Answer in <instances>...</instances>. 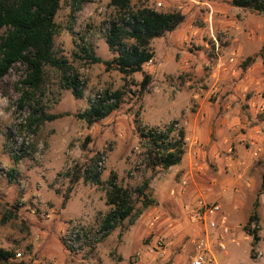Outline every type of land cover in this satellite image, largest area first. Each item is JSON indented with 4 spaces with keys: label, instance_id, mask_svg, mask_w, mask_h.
<instances>
[{
    "label": "rangeland",
    "instance_id": "374dc122",
    "mask_svg": "<svg viewBox=\"0 0 264 264\" xmlns=\"http://www.w3.org/2000/svg\"><path fill=\"white\" fill-rule=\"evenodd\" d=\"M109 1L84 0L74 12L70 0L60 4L54 51L77 71L82 85V97L75 99L63 88L61 75L46 70L42 103L47 114L61 118L45 122L35 134L24 129L29 110L16 108L23 67L15 65L0 80V249L14 254L9 264H118L119 247L130 264H177L179 257L180 264H190L194 242L204 233L192 221L194 205L202 201L219 204L227 222L232 216L226 232L215 231L223 238L214 247L216 235L209 232L207 264H249L251 238L249 244L242 228L256 202L262 243L251 261L264 264V112L258 110L264 104V14L233 8L231 0H132L133 10L180 12L185 18L174 32L151 42L154 58L143 66L151 84L141 94L142 74L124 77L112 67L73 57L81 56L80 40L102 61L116 56L104 42V25L116 18ZM233 38L242 40L247 53L235 62L223 54ZM247 58L252 61L244 68ZM228 65L226 76L217 73ZM114 92L122 94L119 107L106 119L88 127L75 117L95 96ZM200 115L205 122L198 133L199 158L185 149L190 168L146 167L135 120L143 127L161 129L177 122L183 128L184 120ZM207 147L220 156V166ZM98 161L99 182H83L85 171ZM76 171L79 181L70 185ZM111 173L132 193L131 219L98 243L68 251L62 236L69 226L93 230L111 211L106 205ZM146 180L147 196L155 204L142 209L134 192ZM236 180L240 185L233 187ZM138 210L141 214L133 218ZM158 242L165 248L163 258L154 252ZM185 244L190 246L186 253Z\"/></svg>",
    "mask_w": 264,
    "mask_h": 264
},
{
    "label": "trees",
    "instance_id": "16d2710c",
    "mask_svg": "<svg viewBox=\"0 0 264 264\" xmlns=\"http://www.w3.org/2000/svg\"><path fill=\"white\" fill-rule=\"evenodd\" d=\"M62 0H0V80L17 64L23 67V78L16 85L19 97L16 100L18 111L29 110L23 128L35 134L45 122H52L62 115L47 114L42 103L46 70L61 75L63 88L70 91L75 99L82 97V85L76 70L63 58L56 56L54 38L58 34L55 17ZM72 12L79 11L84 0H70ZM132 0H110L108 7L115 11L116 18L110 23V30L105 33L104 42L109 52L116 54L111 61H102L96 57L91 46L80 40L76 47L81 56L76 59L87 64H103L106 68H114L124 77L142 74L139 83L140 93H145L151 84V76L143 72V66L151 62L154 53L150 44L168 33L174 32L184 22L180 12H157L151 8H131ZM233 8L246 10L254 14H264V0H231ZM252 58H247L244 68ZM19 86V87H18ZM121 93H105L99 99L89 102L88 108L75 117L85 122L88 127L106 119L119 107ZM139 133L140 147L146 167L160 168L167 171L178 166L185 152V131L176 128L177 122L159 128L143 127L135 120ZM70 179V185L79 181V172ZM12 177V174H9ZM99 182V174L93 168L85 171L83 182ZM149 180L135 190L134 194L141 199L142 209H146L154 201L149 200L147 190ZM106 205L111 207L101 221L103 231L114 230L119 223L131 219L134 210L129 190L116 184V175L111 173L106 181ZM261 189H264V172L261 177ZM71 186L63 198L68 200ZM257 203L253 204L251 213L242 230L251 238L250 257L259 243L256 212ZM138 210L133 218L138 217ZM132 223V220L130 221ZM253 226V228H252ZM107 234L105 235V237ZM14 254L0 249V264H9Z\"/></svg>",
    "mask_w": 264,
    "mask_h": 264
},
{
    "label": "built area",
    "instance_id": "2783aa9c",
    "mask_svg": "<svg viewBox=\"0 0 264 264\" xmlns=\"http://www.w3.org/2000/svg\"><path fill=\"white\" fill-rule=\"evenodd\" d=\"M156 6L159 8L161 4L158 3ZM110 23L106 22L103 28L104 35L110 30ZM102 95H97L91 101L99 99ZM259 112H264V104L259 107ZM177 128V125L175 126ZM102 163L96 162L93 167L94 173L98 174L100 172ZM193 223L200 225L204 229L203 236L197 238L193 245V251L191 256L190 264H205L207 261V239H206V230L215 231L217 229H222L226 232L227 216L222 211V208L219 204L216 203H206L198 201L194 205L193 209ZM101 224H99L93 230H88L84 226L80 225H71L63 232V243L65 248L70 252H75L83 248L84 246L95 244L101 241L108 231H103L101 229ZM154 252L158 257L163 258L165 256V248L162 245V242H158L154 247ZM19 256V255H16ZM257 258H261V253L257 252Z\"/></svg>",
    "mask_w": 264,
    "mask_h": 264
},
{
    "label": "crops",
    "instance_id": "0c3cea01",
    "mask_svg": "<svg viewBox=\"0 0 264 264\" xmlns=\"http://www.w3.org/2000/svg\"><path fill=\"white\" fill-rule=\"evenodd\" d=\"M242 40H240L239 38H233L231 41H230V44L227 46V48L223 51V54H224V58H227L230 59L231 61L235 62L237 61L238 59H241L243 57H245V55L247 54L246 51H245V48H244V45L241 43ZM220 64H221V61H220ZM223 65V64H222ZM228 68H229V65L227 66V69L225 67H222L221 68H217V73L218 74H221V76H226L227 73L229 72L228 71ZM215 76H217L216 74H214ZM196 118H199V119H196L194 120V118H185L186 120H184V123H183V129L185 131V149H186V146L190 149H193V151H195V153L197 152V155H198V158H199V155H200V149L197 148V139H198V133H199V130H200V123H201V120L203 121L205 119V116L203 115H200V116H196ZM205 122V120H204ZM207 150H208V156L211 157V160L216 163L218 166H220V156L216 153L215 150H213L212 147L208 148L207 147ZM186 152V151H185ZM185 152H184V155H183V158H182V161L181 163L178 165V166H175V167H178L179 169H183V170H187V168H190V166H186L185 164V161L188 160L189 162V157L185 155ZM204 156V154L202 155ZM188 172L190 173L189 169H188ZM236 183L239 184V182L236 180L233 187H237L236 186ZM240 185V184H239ZM237 203L234 202V204H232V208H235L237 207ZM222 208V207H221ZM223 211V209H222ZM224 212V211H223ZM232 218V216H230V219ZM228 220L227 223H230L231 224V220ZM260 222H261V219H260ZM220 229V228H219ZM217 229V230H219ZM226 229L228 230L227 228V224H226ZM215 230V231H217ZM222 230V229H220ZM215 231H210V230H206L205 234H206V239H207V245H208V252H207V256H208V259L206 261V264L209 260V256L212 254V250L210 248V242H209V232H214L213 234H215L216 236L214 237V240L211 242V247L213 246H216L215 243H219V241L223 238L222 235H217L218 233H215ZM212 234V235H213ZM188 235V234H187ZM260 241L257 245V247L259 248L261 246V243H262V226H261V233H260ZM239 237V236H238ZM185 238V236H182L181 238L179 237L178 241H181ZM240 238V237H239ZM245 239L247 241H249V244H250V240L249 238L246 236ZM123 243L128 245V242H127V239H126V236L124 237L123 239ZM219 245V244H218ZM185 247V253L187 251H189L190 249V246L188 244H185L184 245ZM122 251L121 250V247L118 248V255H120V262L118 264H130V262L122 256ZM250 259V263L249 264H255V262L251 261V258ZM145 260V259H144ZM141 262H143L141 260ZM175 262H177V264H180V257L178 258V260H176Z\"/></svg>",
    "mask_w": 264,
    "mask_h": 264
}]
</instances>
